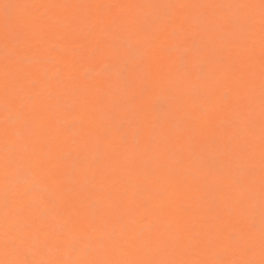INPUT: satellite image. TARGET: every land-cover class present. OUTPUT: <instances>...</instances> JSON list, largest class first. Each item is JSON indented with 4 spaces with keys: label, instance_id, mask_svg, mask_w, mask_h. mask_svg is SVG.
Masks as SVG:
<instances>
[{
    "label": "bare ground",
    "instance_id": "bare-ground-1",
    "mask_svg": "<svg viewBox=\"0 0 264 264\" xmlns=\"http://www.w3.org/2000/svg\"><path fill=\"white\" fill-rule=\"evenodd\" d=\"M10 262H264L261 0H0Z\"/></svg>",
    "mask_w": 264,
    "mask_h": 264
},
{
    "label": "snow or ice",
    "instance_id": "snow-or-ice-1",
    "mask_svg": "<svg viewBox=\"0 0 264 264\" xmlns=\"http://www.w3.org/2000/svg\"><path fill=\"white\" fill-rule=\"evenodd\" d=\"M261 5H262V15H264V0H261ZM5 8L10 7L9 5H4ZM11 264V262H10ZM148 264H155V262H148ZM159 264H163V262H159ZM245 264H251V262H245ZM264 264V262H262Z\"/></svg>",
    "mask_w": 264,
    "mask_h": 264
}]
</instances>
